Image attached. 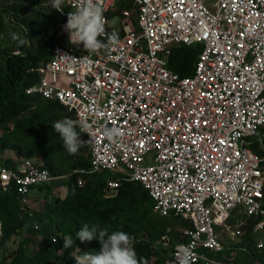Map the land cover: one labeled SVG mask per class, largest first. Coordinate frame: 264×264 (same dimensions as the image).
<instances>
[{"label":"built area","instance_id":"2783aa9c","mask_svg":"<svg viewBox=\"0 0 264 264\" xmlns=\"http://www.w3.org/2000/svg\"><path fill=\"white\" fill-rule=\"evenodd\" d=\"M126 1L134 8L118 11L117 0H101L106 32L118 37L108 49L88 53L71 45L67 22L61 24L62 43L27 94L58 101L92 126L94 141L84 146L90 173L140 182L156 213L193 225L184 231L188 243L177 244L164 264H176L179 246L190 253L188 264H237L219 258L226 250L219 231L230 230L232 241L244 233L242 223H228L233 215L257 220L255 247L264 254V158L250 147L264 130V0ZM78 3L65 0L70 11ZM181 45L201 46L188 77L169 68L172 49ZM112 127L123 135L109 140L103 129ZM149 155L153 163L146 165ZM4 160L0 192L16 190L20 212L33 217L32 188L56 177L42 160ZM118 188L109 182L106 196Z\"/></svg>","mask_w":264,"mask_h":264},{"label":"trees","instance_id":"16d2710c","mask_svg":"<svg viewBox=\"0 0 264 264\" xmlns=\"http://www.w3.org/2000/svg\"><path fill=\"white\" fill-rule=\"evenodd\" d=\"M117 5L118 11L134 8L126 0H117ZM62 7L64 14L51 9V2L47 0H0V150L42 160L44 168L56 177L50 183L32 188L30 197L34 190H43L50 184L67 190L63 199L52 197L39 212L31 207L33 217L20 212L16 190L0 192L3 224L0 264H75L71 252H98L101 247L95 239L85 243L77 240L76 233L85 224L89 228H106L109 232L126 231L134 237L140 264H164L177 244L188 243L189 237L184 231L193 230V225L174 215L156 213L153 199L140 182L107 171L90 173L89 149L81 147L77 154L70 155L52 128V124L64 118L77 120L75 113L58 101L26 92L40 81L37 69L51 59L55 46L62 43L59 27L67 22L70 12L65 3ZM12 33L28 35L30 45L18 47L11 38ZM200 51V45L174 47L169 68L181 77L192 75ZM262 143L264 130L260 137L250 141L251 149L264 158ZM4 162L11 165L12 159ZM79 179L82 185L78 184ZM111 181H118L119 188L107 197ZM235 218L233 215L228 223L235 225ZM243 219L246 222L240 227L243 235L226 247L219 258L234 254L232 258L237 264H264V254L255 247L258 235L253 227L257 220ZM33 236L41 237L37 246ZM65 236L75 241L72 249L64 248ZM32 245L37 248L30 253Z\"/></svg>","mask_w":264,"mask_h":264},{"label":"clouds","instance_id":"9594fccd","mask_svg":"<svg viewBox=\"0 0 264 264\" xmlns=\"http://www.w3.org/2000/svg\"><path fill=\"white\" fill-rule=\"evenodd\" d=\"M64 3L65 0H51V9L63 12L62 5ZM106 25L107 19L104 16L101 0H79L75 11H70L67 14V23L63 26V30L68 33L71 45L82 44L85 52L94 53L101 49H108L118 39L115 33L108 34L106 32ZM98 37H102L103 40ZM11 38L17 42L18 47L31 43L28 35L22 37L18 33H12ZM52 128L59 134L63 141V147L70 155L77 154L81 147L92 143L96 135L92 126L83 118L79 120L64 118L52 124ZM80 133L88 134L91 139L89 141L82 140ZM103 134L109 140L123 135L121 130L116 127L103 129ZM76 238L81 243L98 240L101 247L98 252L95 250L83 251L82 254L71 252L75 264H140L134 247V237H131L126 231L109 232L106 228H89L85 224L76 233ZM63 240L64 248H73L75 241L71 236H65ZM53 242H55V238H53ZM179 248L180 253L176 264H188L190 253L183 246H179Z\"/></svg>","mask_w":264,"mask_h":264},{"label":"rangeland","instance_id":"374dc122","mask_svg":"<svg viewBox=\"0 0 264 264\" xmlns=\"http://www.w3.org/2000/svg\"><path fill=\"white\" fill-rule=\"evenodd\" d=\"M47 2H51V0H47ZM5 154V156H9V155H12L13 154V151L12 150H6L5 152L1 151L0 150V155H3ZM4 156V155H3ZM152 157L149 155L147 158H146V162L145 164L146 165H150L152 164ZM36 189V188H35ZM66 188L64 187H60V188H56L54 187L52 184H50L48 187H46L45 189L43 190H34L32 195H31V207L34 208V210L36 212H39L41 210H43L45 204L52 198V197H60V198H64L65 195H66ZM237 223H242L243 225L246 224V222L244 221L243 218H241L240 216H237ZM217 231L220 230V228L218 227H215ZM219 235H220V240H221V243L225 246V247H228L230 245H233L234 243L238 242L239 239L237 241H232L230 239V230L226 229V228H222L220 231H219ZM19 240H21L22 238L19 237L18 238ZM33 240H34V245L37 246L38 242H40L41 240V237H35L33 236ZM32 245L31 247V250H30V253L34 252L36 250V246ZM2 254L0 253V260L2 258ZM235 256L234 254L231 255V258Z\"/></svg>","mask_w":264,"mask_h":264},{"label":"crops","instance_id":"0c3cea01","mask_svg":"<svg viewBox=\"0 0 264 264\" xmlns=\"http://www.w3.org/2000/svg\"><path fill=\"white\" fill-rule=\"evenodd\" d=\"M3 152H5V151H3ZM4 155V156H3ZM3 155H0V157H2V158H4V159H8V158H10V159H13V158H15V156H16V154H15V152H13V154L12 155H9V156H5V154H3Z\"/></svg>","mask_w":264,"mask_h":264}]
</instances>
